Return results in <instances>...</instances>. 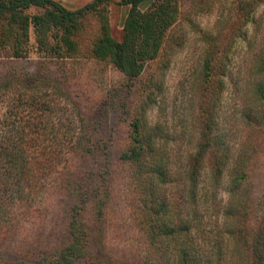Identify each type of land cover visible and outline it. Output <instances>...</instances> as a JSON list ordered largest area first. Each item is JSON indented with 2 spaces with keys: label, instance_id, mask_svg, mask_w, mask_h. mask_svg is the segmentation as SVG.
Masks as SVG:
<instances>
[{
  "label": "trees",
  "instance_id": "1",
  "mask_svg": "<svg viewBox=\"0 0 264 264\" xmlns=\"http://www.w3.org/2000/svg\"><path fill=\"white\" fill-rule=\"evenodd\" d=\"M107 1L68 9L56 0H0V59L14 63L32 51L45 58L74 57L79 48L73 36L83 19ZM123 1L130 9L122 39L111 35L107 17L99 12L100 33L92 56L132 81L161 53L178 5L176 0H154L143 10L142 0ZM262 1L241 2L234 26L239 40L247 42L246 68L235 84L239 98L235 131L220 126L226 72L220 69L232 62L237 42L221 53L214 38L205 48L198 77L194 150L184 148L175 154L165 146L162 128L136 116L129 123L128 143L118 159L137 187L147 244L145 264H264V190L259 189L264 178V26L253 21ZM250 23L257 25L253 35ZM56 91L55 85L38 88L36 81L26 82L17 74L0 79V219L12 220L9 212L14 208L29 212L46 184L54 182H69L75 201L68 240L48 254L40 251L31 264H79L88 257L81 213L100 192L88 185L92 173L67 175L66 160L69 154H85L81 148L86 137L78 130L74 111L62 109ZM152 95L145 96L143 112ZM169 184L175 192L168 191ZM16 263L27 264L18 258Z\"/></svg>",
  "mask_w": 264,
  "mask_h": 264
},
{
  "label": "rangeland",
  "instance_id": "2",
  "mask_svg": "<svg viewBox=\"0 0 264 264\" xmlns=\"http://www.w3.org/2000/svg\"><path fill=\"white\" fill-rule=\"evenodd\" d=\"M56 1L77 9L92 0ZM153 1L142 0L139 7L145 10ZM245 1L176 0L178 16L168 30L161 53L132 81L112 64L92 56L93 42L100 33L99 12L107 17L111 35L118 41L122 39L130 9L123 0H108L86 15L82 28L73 36L79 48L74 57L45 58L32 51L30 57L14 63L0 59V79L17 74L26 82L36 81L38 88L55 85L57 101L63 110L74 111L76 124L81 126L78 130L85 134L81 148L85 154H69L65 165L69 177L93 174L88 185L100 190L99 197L90 200L81 213L88 235V257L79 264H145L147 244L137 187L129 181L127 168L118 155L127 146L129 123L135 116L162 128L165 146L173 153L179 154L184 148L194 150L198 138V77L205 48L213 38L221 53L237 42L232 62L220 69L226 71L222 77L225 86L220 126L235 131L239 116L235 84L246 68L247 42L239 40L234 26L239 23L238 7ZM254 20L264 26V0L253 13ZM249 29L250 35L257 33V25L250 23ZM30 44L35 50L32 33ZM150 93L153 101L147 102L143 112L142 102ZM67 183L46 184L45 192L36 198L29 212L20 213L14 208L9 212L12 220L0 219V264H17V258L31 264L40 251L48 254L68 240L75 201ZM171 186L168 191L173 193L176 189ZM259 189L264 190V178Z\"/></svg>",
  "mask_w": 264,
  "mask_h": 264
}]
</instances>
